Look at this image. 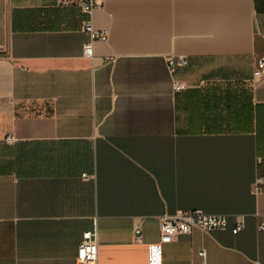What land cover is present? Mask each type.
I'll return each mask as SVG.
<instances>
[{"label":"crops","instance_id":"0c3cea01","mask_svg":"<svg viewBox=\"0 0 264 264\" xmlns=\"http://www.w3.org/2000/svg\"><path fill=\"white\" fill-rule=\"evenodd\" d=\"M83 18L0 0V264H77L94 227L97 264H264V0H102L93 57ZM196 209L229 227L161 242Z\"/></svg>","mask_w":264,"mask_h":264},{"label":"built area","instance_id":"2783aa9c","mask_svg":"<svg viewBox=\"0 0 264 264\" xmlns=\"http://www.w3.org/2000/svg\"><path fill=\"white\" fill-rule=\"evenodd\" d=\"M63 3L74 4L81 8L84 15L82 29L90 35V41L84 45V54L87 57H93V42L96 39L107 40L108 32L97 30L93 23V13L96 8L102 4V0H62ZM189 59L187 55H170L167 58V64L172 77L180 67L187 66ZM255 78H264V55L261 56L254 70ZM175 91L183 90L186 85L173 78ZM9 142L14 140L12 135L6 138ZM260 160V158H259ZM264 192V175H260L253 183V193L258 195ZM161 222V242L167 243L177 239L179 234L191 233L194 228H198L205 233H211L214 230H225L229 227V216L226 214H207L203 210H178L174 214H163L160 216ZM244 227V220L237 219L233 233L240 232ZM259 229L264 231V215H262ZM142 228L138 224L135 226V233L141 235ZM99 247V232L96 227L92 230L85 231L82 236L77 255V264H97ZM205 255V250L201 251Z\"/></svg>","mask_w":264,"mask_h":264}]
</instances>
